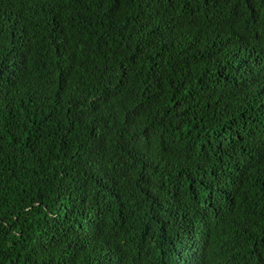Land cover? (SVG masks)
Here are the masks:
<instances>
[{"label": "trees", "instance_id": "trees-1", "mask_svg": "<svg viewBox=\"0 0 264 264\" xmlns=\"http://www.w3.org/2000/svg\"><path fill=\"white\" fill-rule=\"evenodd\" d=\"M0 264H264V0H0Z\"/></svg>", "mask_w": 264, "mask_h": 264}]
</instances>
